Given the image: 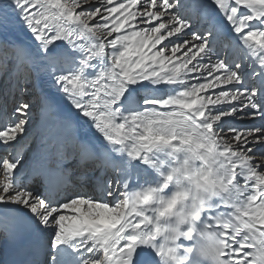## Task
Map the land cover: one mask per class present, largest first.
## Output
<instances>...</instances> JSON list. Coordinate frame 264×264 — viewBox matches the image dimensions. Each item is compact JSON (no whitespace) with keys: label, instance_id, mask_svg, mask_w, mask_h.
<instances>
[{"label":"snow or ice","instance_id":"obj_1","mask_svg":"<svg viewBox=\"0 0 264 264\" xmlns=\"http://www.w3.org/2000/svg\"><path fill=\"white\" fill-rule=\"evenodd\" d=\"M91 4L0 0V264H183L157 218L185 174L224 264H251L264 0Z\"/></svg>","mask_w":264,"mask_h":264},{"label":"clouds","instance_id":"obj_2","mask_svg":"<svg viewBox=\"0 0 264 264\" xmlns=\"http://www.w3.org/2000/svg\"><path fill=\"white\" fill-rule=\"evenodd\" d=\"M181 175L176 190L187 192L189 197H179L172 204L163 206L158 214V238L162 248L167 252L180 239L186 243L181 248H187V258L183 264H224L221 253L224 250L222 231L214 227H206L200 221L202 209L199 202L195 178ZM204 190H199L203 195ZM241 225L244 221H240ZM221 224H225L221 221ZM228 227H235L227 222ZM255 247L252 249L251 264H264V238L256 237Z\"/></svg>","mask_w":264,"mask_h":264},{"label":"bare ground","instance_id":"obj_3","mask_svg":"<svg viewBox=\"0 0 264 264\" xmlns=\"http://www.w3.org/2000/svg\"><path fill=\"white\" fill-rule=\"evenodd\" d=\"M237 122L238 121H234V123L237 125ZM94 135H95V132H94V129L93 130H90ZM149 172L151 173V175H150V182H155V180L157 179V177L155 176V173H153L151 170H149ZM144 183V181L143 180H141V181H139V182H137V181H133V183L130 185V189L131 190H134V189H137V188H139L140 187V185L141 184H143ZM184 243H186V242H184Z\"/></svg>","mask_w":264,"mask_h":264},{"label":"rangeland","instance_id":"obj_4","mask_svg":"<svg viewBox=\"0 0 264 264\" xmlns=\"http://www.w3.org/2000/svg\"><path fill=\"white\" fill-rule=\"evenodd\" d=\"M96 3H98V0H93V4H91V5H86L85 7H86V8H91V7H93ZM165 43H167V42H165ZM246 123H249V121H238V122H237V126H243V125L246 124Z\"/></svg>","mask_w":264,"mask_h":264}]
</instances>
